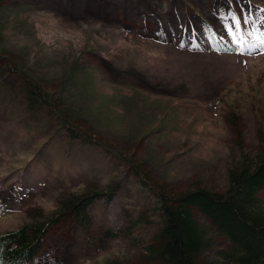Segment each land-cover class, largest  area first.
<instances>
[{
  "label": "rangeland",
  "instance_id": "374dc122",
  "mask_svg": "<svg viewBox=\"0 0 264 264\" xmlns=\"http://www.w3.org/2000/svg\"><path fill=\"white\" fill-rule=\"evenodd\" d=\"M31 83L49 103L29 106ZM262 150L264 0H0V233L104 194L90 229L57 224L29 264H159V188L222 190ZM194 213L219 264L229 242Z\"/></svg>",
  "mask_w": 264,
  "mask_h": 264
},
{
  "label": "trees",
  "instance_id": "16d2710c",
  "mask_svg": "<svg viewBox=\"0 0 264 264\" xmlns=\"http://www.w3.org/2000/svg\"><path fill=\"white\" fill-rule=\"evenodd\" d=\"M28 95L31 107L48 102L49 95L37 84H29ZM159 189L161 222L147 246L148 257L159 264H213L202 260L214 237L197 220L194 210H198L210 220L213 231L229 242L219 264H264V202L259 197L264 190V150L243 152L228 167L227 185L222 190L206 186ZM111 192L106 194L109 199ZM103 195L94 185L77 194L65 193L52 214L31 215L18 229L0 233V260L29 264L41 251L50 229L65 220L88 230L92 225L89 206Z\"/></svg>",
  "mask_w": 264,
  "mask_h": 264
},
{
  "label": "snow or ice",
  "instance_id": "6c2138e0",
  "mask_svg": "<svg viewBox=\"0 0 264 264\" xmlns=\"http://www.w3.org/2000/svg\"><path fill=\"white\" fill-rule=\"evenodd\" d=\"M231 15H234V18L236 19V23L237 25H240L241 24V18L240 16L236 15L235 13H230ZM231 25H229V30L231 31ZM239 43V41L237 42ZM238 51H243V49H237ZM0 264H4L3 260H0Z\"/></svg>",
  "mask_w": 264,
  "mask_h": 264
}]
</instances>
